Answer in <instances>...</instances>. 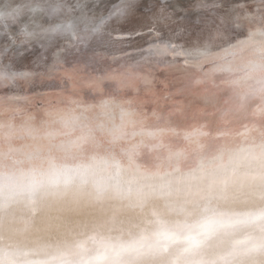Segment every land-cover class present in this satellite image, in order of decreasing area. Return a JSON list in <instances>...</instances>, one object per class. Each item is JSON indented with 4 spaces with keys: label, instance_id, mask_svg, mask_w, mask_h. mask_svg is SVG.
Returning <instances> with one entry per match:
<instances>
[{
    "label": "clouds",
    "instance_id": "1",
    "mask_svg": "<svg viewBox=\"0 0 264 264\" xmlns=\"http://www.w3.org/2000/svg\"><path fill=\"white\" fill-rule=\"evenodd\" d=\"M120 2L0 0V264H264V0L182 63Z\"/></svg>",
    "mask_w": 264,
    "mask_h": 264
},
{
    "label": "snow or ice",
    "instance_id": "2",
    "mask_svg": "<svg viewBox=\"0 0 264 264\" xmlns=\"http://www.w3.org/2000/svg\"><path fill=\"white\" fill-rule=\"evenodd\" d=\"M181 3V0H163V3H160L157 0L155 4L145 3L142 7L144 11L139 12L138 19L131 25L125 32L121 34V39L124 40H134L142 38L147 34L151 35L154 40L162 41L168 48H172L175 51H179L181 46L176 44L174 41L176 38L180 37L185 32V23L190 21L191 17L195 11L196 7H202L209 10H215L223 8L224 5L219 2V0H205L202 5H191V8L184 7L177 9V5ZM127 5L121 0L120 3L116 4L111 12V15H121L127 11ZM184 12V16H180L179 13ZM215 14V12H213ZM178 17V18H177ZM151 19V24L147 29L144 28L142 21L145 19ZM221 24H224L231 20L236 22L238 17L235 15L234 8L231 6L227 9L226 14L220 15L218 17ZM169 24H175L177 27L174 31L170 30L167 34L162 31L163 26ZM63 54V50L57 52V56Z\"/></svg>",
    "mask_w": 264,
    "mask_h": 264
},
{
    "label": "bare ground",
    "instance_id": "3",
    "mask_svg": "<svg viewBox=\"0 0 264 264\" xmlns=\"http://www.w3.org/2000/svg\"><path fill=\"white\" fill-rule=\"evenodd\" d=\"M160 3H163V0H159ZM196 2V0H181V3L177 5V9L188 7L191 8V5H193ZM205 2V0H203ZM208 2H211V0H208ZM220 3L224 5L223 8L215 9V11L218 13V17L220 15L226 14V11L229 7L234 5H248L250 4V0H219ZM145 3L148 4H155L157 3V0H141V5L139 8L140 11H144L145 9L142 7ZM180 16H184V12L179 13ZM199 13H194L191 17L190 21H186L185 23V32L178 38L175 39V43L180 45L181 48L179 50L180 53H182L181 56H178L176 58L177 63H182L183 57L190 53L192 51V48L196 42L197 39V33L200 31V26L196 25L195 21L197 19V16ZM178 18V17H177ZM217 22L220 23L219 19L217 18ZM169 27L172 31L175 30L177 25L175 24H169ZM165 34L168 33V30L162 29ZM35 54L33 53H27L26 54V60H31ZM193 73H196V68L193 66H189L186 69L184 68H172L168 72L161 73L160 78L161 79H168V80H176L179 79L181 81L191 77ZM158 87H160L158 85Z\"/></svg>",
    "mask_w": 264,
    "mask_h": 264
}]
</instances>
